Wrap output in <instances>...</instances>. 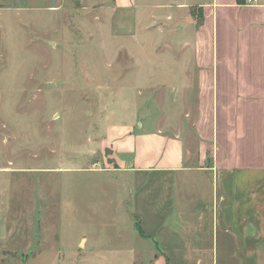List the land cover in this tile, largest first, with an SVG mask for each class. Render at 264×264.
<instances>
[{
    "label": "rangeland",
    "instance_id": "rangeland-1",
    "mask_svg": "<svg viewBox=\"0 0 264 264\" xmlns=\"http://www.w3.org/2000/svg\"><path fill=\"white\" fill-rule=\"evenodd\" d=\"M103 4L112 2L0 0V264L156 259L134 217L135 193L96 142L103 119H132L135 109L190 143L194 132L182 99L143 80L150 68L134 59L135 42L147 34L120 39Z\"/></svg>",
    "mask_w": 264,
    "mask_h": 264
},
{
    "label": "crops",
    "instance_id": "crops-1",
    "mask_svg": "<svg viewBox=\"0 0 264 264\" xmlns=\"http://www.w3.org/2000/svg\"><path fill=\"white\" fill-rule=\"evenodd\" d=\"M110 1L120 39L147 34L143 80L182 99L194 132L190 143L137 109L102 122L101 159L135 193L154 264H264V0Z\"/></svg>",
    "mask_w": 264,
    "mask_h": 264
},
{
    "label": "built area",
    "instance_id": "built-area-1",
    "mask_svg": "<svg viewBox=\"0 0 264 264\" xmlns=\"http://www.w3.org/2000/svg\"><path fill=\"white\" fill-rule=\"evenodd\" d=\"M258 3H259V0H245L244 1V4H247V5H254Z\"/></svg>",
    "mask_w": 264,
    "mask_h": 264
},
{
    "label": "trees",
    "instance_id": "trees-1",
    "mask_svg": "<svg viewBox=\"0 0 264 264\" xmlns=\"http://www.w3.org/2000/svg\"><path fill=\"white\" fill-rule=\"evenodd\" d=\"M237 1H238V3H244L245 0H237ZM200 15H201V13H200ZM138 227H139L140 233H141L142 235H145V233H144L142 227H141L140 225H138ZM145 236H146V235H145Z\"/></svg>",
    "mask_w": 264,
    "mask_h": 264
}]
</instances>
